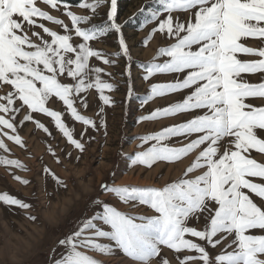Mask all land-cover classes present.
<instances>
[{
    "label": "snow or ice",
    "instance_id": "snow-or-ice-1",
    "mask_svg": "<svg viewBox=\"0 0 264 264\" xmlns=\"http://www.w3.org/2000/svg\"><path fill=\"white\" fill-rule=\"evenodd\" d=\"M158 2V9L147 10L150 19L146 17L145 23L159 22L144 44L156 33L171 42L138 66L145 81L156 74H172L174 79L152 83L141 108L156 97L185 94L181 100L141 115L137 122L180 114L191 118L137 136L138 147H147L129 157V167L151 168L157 162L175 163L192 154L194 158L179 178L162 186L101 184L118 203L129 209L146 207L152 214H134L93 198L90 203L102 210L80 219L75 230L57 242L63 250L52 264H109L100 257H114L117 251L128 264H173V260L175 264H264V159L253 155L264 156V0ZM40 4L62 10L70 24ZM73 6L89 14H77ZM144 12V7L139 9ZM118 21V0H0V90L8 89L0 91V150L11 151L5 138L27 148L19 134L26 122L51 136L36 114L50 117L81 154L85 150L81 139L89 128L104 129L107 136L105 106H114L115 101L105 90L118 89L102 78L112 74L91 64L90 58L109 66L120 58L132 60L124 25ZM113 33L118 51L105 53L92 46L91 42ZM249 39L259 46H248ZM160 57L166 59L157 62ZM125 72L130 77L128 68ZM248 76H256L258 82H250ZM90 89L96 90L102 102L96 119L78 110V105L87 109ZM255 100L259 105L250 102ZM56 102H62V111L48 106ZM65 113L84 126L81 139L65 123ZM46 150L61 163L51 145ZM0 165L27 171L19 159L4 155H0ZM42 171L67 190L66 182L47 165ZM12 175L24 185L30 183ZM0 203L25 210L33 207L6 192L0 193ZM29 219L37 217L29 215ZM163 249L171 250L173 258L163 255Z\"/></svg>",
    "mask_w": 264,
    "mask_h": 264
},
{
    "label": "rangeland",
    "instance_id": "rangeland-1",
    "mask_svg": "<svg viewBox=\"0 0 264 264\" xmlns=\"http://www.w3.org/2000/svg\"><path fill=\"white\" fill-rule=\"evenodd\" d=\"M39 6L70 24L62 10H51L43 4ZM142 7L145 8V12L139 13V9ZM159 7L158 0H118V22L124 25L123 34L129 45L132 60L129 62L126 58H120L116 65L109 66L101 60L90 58L91 64L112 74L111 76L102 75V78L115 83L118 89L114 91L105 90V94L112 96L115 101L114 106H105L107 136L104 135V129L97 132L89 128L81 139L80 133L84 131V126L80 122L72 120L65 113L63 118L65 123L74 129V137L85 143V150L82 154L67 143L66 138L55 128L51 118L44 114H36V119H39L49 128L52 133L51 136H47L41 130H34V125L31 122H26L19 129V134L26 141V149H21L5 138V143L8 144L11 151L5 153L0 150V155L8 156L10 159H19L27 166V171L13 166L0 165V193L6 192L32 204L33 207L31 210H25L0 203V264H52V259L63 250L57 246V242L75 230L80 219L94 214L96 210H102L96 209L90 203L95 197L112 203L120 210L131 211L134 214L151 215V210L146 207L129 209L127 205L118 203L101 189V184H108L109 186L113 184L158 186L172 180L169 178L170 175L172 177L179 175L184 168V163L186 161L190 163L191 159L194 158V154H192V158L188 156L186 160L176 164L163 165L157 163L150 170H145L144 167L139 166L129 167V157L134 155L137 149L142 148L138 147L140 141L136 139L141 131L147 129L146 132H148V130L154 129L153 127L160 130L175 124V122L179 123L191 118L190 114H181L174 119L157 121L152 124L140 125L142 122H137L138 117L149 111H145V108H150L153 105H156L155 108L164 107L180 96L179 93L156 97L141 108V102L152 83H165L174 79L172 74H156L145 81L143 79L144 71L138 66L151 60L160 46H166L171 42L156 33L147 45L144 44V38L159 22L157 20L145 23L146 17L150 19L147 10L158 9ZM72 10L77 14H89L78 6H73ZM129 18L131 19L129 20ZM160 18L163 19V15ZM125 21L128 22L124 23ZM40 22L45 23L53 30L62 31L59 26L51 22ZM34 30L42 33V29L38 27ZM248 42L252 43L250 40ZM91 44L95 49L105 53H113L119 50L117 37L114 33L102 40L91 42ZM108 58L115 59L112 56ZM242 58L247 59L248 57ZM164 59L166 58L160 57L157 62L162 63ZM126 68L130 71V77L125 72ZM129 80L132 86L130 95L128 93ZM7 90L0 91L6 92ZM86 100L87 109L78 105V110L83 115L96 119V112L102 102L99 100L95 89L88 90ZM177 100L181 99L178 98ZM48 106L57 111H62L64 107L62 102ZM22 116L23 113L20 114L19 118ZM89 136L95 137V139L89 141ZM48 145L55 149L61 163L57 164L55 158L47 152ZM69 152L71 156L67 155ZM253 155L258 160L264 159V156L259 154L253 153ZM77 156L80 157L79 160L76 159ZM44 165H47L66 182L67 190L57 187L52 177L43 173ZM12 174L28 179L30 183L24 185L14 179ZM29 215L35 216L37 219L33 221L29 219ZM195 226L200 227V225ZM54 248H56V253H53ZM215 251L218 252L219 248ZM163 255L170 259L173 258V253L168 249H163ZM100 258L108 260L109 264H118V262L119 264H128V261L118 251L114 257ZM173 264H175L174 260Z\"/></svg>",
    "mask_w": 264,
    "mask_h": 264
},
{
    "label": "crops",
    "instance_id": "crops-1",
    "mask_svg": "<svg viewBox=\"0 0 264 264\" xmlns=\"http://www.w3.org/2000/svg\"><path fill=\"white\" fill-rule=\"evenodd\" d=\"M252 43H249L248 42V46H253V47H257V46H259V44L255 41V40H252V39H249ZM250 58H253V57H248L247 59H250ZM247 79H249L250 80V82H258V80H257V77L256 76H248L247 77ZM185 93H180V96L178 97V98H180V99H182L183 98V95H184ZM169 95H173V94H169ZM169 95H166V96H169ZM178 98H175V99H173L172 101H171V103L172 102H174V101H176V99H178ZM250 102H253V103H256L257 105H259V101L258 100H255V101H250ZM155 107H156V105H153V106H151L150 108H145V111L147 110H149L148 112H145L146 114H148V113H150L153 109H155ZM142 114V113H141ZM142 115H144V113L142 114ZM181 115V114H180ZM177 117V116H176ZM176 117H172V118H161V119H157V120H154V121H143L140 125H146V124H152V123H156L157 121H162V120H171V119H174V118H176ZM145 123V124H144ZM176 123V122H175ZM154 129H152V130H148V132H155V131H158L159 129L158 128H156L155 129V127H153ZM147 130V129H146ZM146 130L144 129L143 131H141L138 135H144V133H148V132H146ZM161 130V129H160ZM145 131V132H144ZM138 144H139V142H138ZM144 147H147V146H142V148H140L139 150L137 149V151H141V150H143V148ZM195 155V154H194ZM191 156V158H192V155H190ZM194 157V156H193ZM190 158V159H191ZM187 158H185V159H182L181 161H179V162H182V161H184V160H186ZM192 160V159H191ZM179 162H175V163H166V162H157L158 164H163V165H172V164H176V163H179ZM191 162V161H190ZM156 163V164H157ZM155 164V165H156ZM154 165V166H155ZM187 165H189V162H185L184 163V165H183V169H182V172L184 171V169L186 168V166ZM152 168V167H151ZM151 168H144L145 170H150ZM143 169V168H142ZM182 172L179 174V175H177L176 177H172V175H170V177L169 178H172V180H170V181H167V182H165V183H163V184H159L158 186H162V185H164V184H166V183H168V182H172V181H174V180H176L177 178H179L181 175H182ZM168 178V179H169ZM175 178V179H174ZM167 179V180H168Z\"/></svg>",
    "mask_w": 264,
    "mask_h": 264
},
{
    "label": "bare ground",
    "instance_id": "bare-ground-1",
    "mask_svg": "<svg viewBox=\"0 0 264 264\" xmlns=\"http://www.w3.org/2000/svg\"><path fill=\"white\" fill-rule=\"evenodd\" d=\"M119 260H120V259H119ZM119 260H118V261H119Z\"/></svg>",
    "mask_w": 264,
    "mask_h": 264
},
{
    "label": "trees",
    "instance_id": "trees-1",
    "mask_svg": "<svg viewBox=\"0 0 264 264\" xmlns=\"http://www.w3.org/2000/svg\"><path fill=\"white\" fill-rule=\"evenodd\" d=\"M74 2H75V0H74Z\"/></svg>",
    "mask_w": 264,
    "mask_h": 264
}]
</instances>
